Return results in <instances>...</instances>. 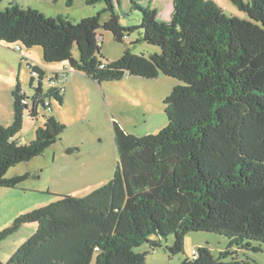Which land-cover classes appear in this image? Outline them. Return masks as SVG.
Segmentation results:
<instances>
[{"label": "trees", "instance_id": "obj_1", "mask_svg": "<svg viewBox=\"0 0 264 264\" xmlns=\"http://www.w3.org/2000/svg\"><path fill=\"white\" fill-rule=\"evenodd\" d=\"M128 1L141 14L138 25L120 24L113 0H86L104 2L109 18L102 23L99 12L73 22L14 0L0 9V42L40 46L46 62L63 64L46 74L28 63L32 94L19 84L13 88L12 120L0 124V187L15 188L28 178L5 174L62 134L65 125L43 114L33 139L16 136L24 117L36 120L52 110L51 99L63 103L62 72L69 76L64 85L77 71L99 84L159 74L182 82L163 101L168 123L158 132L136 136L112 122L118 160L109 181L82 196L60 194L0 229L1 242L36 223L35 232L0 264H144V253L134 247L160 246L149 237L172 234L166 248L175 254L190 231L223 235L228 248L215 257L200 246L179 264H249L237 250H261L252 242H264V0H230L249 20L227 15L214 0H172L166 22L157 18L152 0ZM100 27L119 42L140 27L141 40L157 47L136 54L125 44L119 58H102ZM230 254V261L222 259Z\"/></svg>", "mask_w": 264, "mask_h": 264}, {"label": "rangeland", "instance_id": "obj_2", "mask_svg": "<svg viewBox=\"0 0 264 264\" xmlns=\"http://www.w3.org/2000/svg\"><path fill=\"white\" fill-rule=\"evenodd\" d=\"M13 0H0V9ZM22 7L31 6L48 14H63L76 22L82 17L100 13L101 23L109 18V12L103 10L104 2L94 5L86 4V0H73L68 6L65 0H14ZM247 1V0H244ZM227 15L249 20L246 12L239 10L230 0H214ZM115 11L122 25H138L141 14L138 10L129 9V1L121 0L117 5L113 0ZM157 9V18L168 21L172 11V0H152ZM98 31L103 35L100 46L102 58L114 60L119 58L127 44L136 54H147L151 47H157L141 40L143 30L138 27L129 33L123 42L114 39L109 30L102 27ZM136 41V42H135ZM133 42V43H131ZM159 49V47H158ZM25 50V48H24ZM36 51L42 55V49ZM73 53L78 55L76 46ZM33 62V61H31ZM38 65L48 70L45 62ZM35 63V62H33ZM37 64V63H35ZM54 62L51 66H57ZM27 69L28 79L32 76ZM28 79L24 86L27 93L32 94ZM37 77H34V83ZM0 83H2L0 81ZM24 83V81H23ZM182 83L180 80L159 74L154 78L125 75L120 80L98 83L81 72L72 74L66 84L63 103L51 99L52 110L43 112L35 119L25 118L21 131L16 135L22 142H29L35 136V128L43 124L44 115L52 114L61 121L65 128L56 140L44 152L28 161L10 167L5 176L13 177L29 173L28 178L15 188L0 187V229L11 224L20 213L51 203L60 194L82 196L109 181L114 174L118 154L114 144L112 122H117L136 136L154 134L163 128L168 119L164 111V99L171 89ZM12 105V95L10 96ZM75 148L71 152L66 149ZM77 148V149H76ZM36 230V223H26L13 234L0 242V260H8L15 249ZM151 240H159L161 245L151 248L148 242L134 247L136 252L144 253V264H179L191 250L206 246L217 257L228 248L229 239L223 235L207 231H190L184 237L183 250L171 254L166 248L173 242L174 236L165 237L151 235ZM260 245V251L237 250V257L249 264H264V242H252ZM232 247L230 250H234ZM235 255V254H234ZM232 254L222 258L230 261Z\"/></svg>", "mask_w": 264, "mask_h": 264}, {"label": "crops", "instance_id": "obj_3", "mask_svg": "<svg viewBox=\"0 0 264 264\" xmlns=\"http://www.w3.org/2000/svg\"><path fill=\"white\" fill-rule=\"evenodd\" d=\"M42 11V10H41ZM43 12V11H42ZM44 13V12H43ZM46 14V13H45ZM53 15V14H48ZM170 17V16H169ZM25 48V50H24ZM37 46L24 47L21 46L20 51H16L14 45L5 42H0V124H8L12 120V105L10 96L11 92L16 84H19L25 91L23 84H26V76L28 63L34 65L38 61H44L43 56L39 55V51H36ZM22 56L24 58H22ZM35 63H33V62ZM48 65V70H44L45 73H49L61 67L63 64L58 63L57 66H51L53 62H45ZM24 81V83H23ZM30 79H28L30 86ZM66 85L64 92L66 91ZM64 100V95H63ZM123 128V127H122ZM125 129V128H124Z\"/></svg>", "mask_w": 264, "mask_h": 264}, {"label": "built area", "instance_id": "obj_4", "mask_svg": "<svg viewBox=\"0 0 264 264\" xmlns=\"http://www.w3.org/2000/svg\"><path fill=\"white\" fill-rule=\"evenodd\" d=\"M15 48L16 49H20L21 48V46L20 45H16L15 46ZM64 70H66V71H70V69L68 70V68H67V66H65L64 68H63ZM68 74L64 71V72H62V74H61V77L59 78L60 80V82L58 81V83H61V85L59 86L62 90L64 89V87H65V85L63 84L64 82H66L67 81V79H68ZM46 83H48V81L46 80ZM49 84V83H48ZM196 249H192L191 250V254L192 255H195L196 254Z\"/></svg>", "mask_w": 264, "mask_h": 264}]
</instances>
